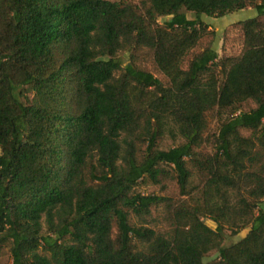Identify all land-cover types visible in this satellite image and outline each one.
Wrapping results in <instances>:
<instances>
[{
	"label": "trees",
	"instance_id": "1",
	"mask_svg": "<svg viewBox=\"0 0 264 264\" xmlns=\"http://www.w3.org/2000/svg\"><path fill=\"white\" fill-rule=\"evenodd\" d=\"M247 7L240 55L194 51L200 15ZM143 180L178 193L138 192ZM6 248L7 264H264V0H0Z\"/></svg>",
	"mask_w": 264,
	"mask_h": 264
},
{
	"label": "rangeland",
	"instance_id": "2",
	"mask_svg": "<svg viewBox=\"0 0 264 264\" xmlns=\"http://www.w3.org/2000/svg\"><path fill=\"white\" fill-rule=\"evenodd\" d=\"M118 1V0H113ZM139 2L140 0H134ZM189 17L197 18V15L194 12H187ZM257 16V11L254 7H247L243 10L235 11L229 13L223 17H214L208 16L205 14L200 15V19L204 24H206L207 29L200 40L198 46L194 49L195 52L200 51L208 45H212L219 53L220 56L228 55V56H238L242 52L243 49V34L240 30L238 23L244 19ZM263 18V17H262ZM169 19V16H163L159 18V23H163ZM120 56L124 59V63H127L130 57L129 53H122ZM191 57V56H190ZM189 57V58H190ZM137 65L142 66L150 71H152L156 76L165 81L164 76L155 68L152 62L145 57H139L137 59ZM187 65V61L185 62V66ZM20 98L25 101L26 97H33L34 90L32 86H24L20 88ZM255 104L252 101H248L243 103L242 109L248 110L254 107ZM210 132L215 133L219 128V121L215 117L214 114H210ZM250 132L247 130H243V134L248 135ZM182 142V139L178 138L177 140H173L169 136H165L160 141V147L167 149L176 144ZM211 150V146L208 147ZM136 190L138 192L149 194L154 193L158 195H173L178 193V185L176 181L169 180L166 181L162 186L151 184L147 180L140 181V183L136 186ZM153 220L150 222V226H155L160 229L164 228V223L162 220V208H154L153 209ZM204 221L212 228L217 227V223L210 218H205ZM132 222H135V219L132 218ZM249 227L243 228L237 233L232 232L231 229L226 228L224 230V246H229L232 243H235L245 237L249 232ZM219 252L217 250H213L209 252L204 260L206 263H210L215 259L219 258ZM12 257L8 248L4 249L0 254V264L11 263Z\"/></svg>",
	"mask_w": 264,
	"mask_h": 264
}]
</instances>
